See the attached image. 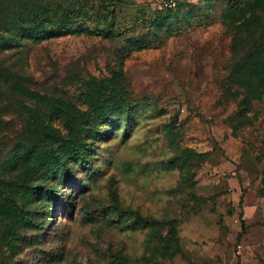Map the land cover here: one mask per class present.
Returning <instances> with one entry per match:
<instances>
[{
	"label": "rangeland",
	"instance_id": "1",
	"mask_svg": "<svg viewBox=\"0 0 264 264\" xmlns=\"http://www.w3.org/2000/svg\"><path fill=\"white\" fill-rule=\"evenodd\" d=\"M94 5L0 50V264H264V0Z\"/></svg>",
	"mask_w": 264,
	"mask_h": 264
},
{
	"label": "trees",
	"instance_id": "2",
	"mask_svg": "<svg viewBox=\"0 0 264 264\" xmlns=\"http://www.w3.org/2000/svg\"><path fill=\"white\" fill-rule=\"evenodd\" d=\"M106 1L0 0V50L18 45L23 39L39 43L43 40L72 34L113 37L115 35L114 21L111 17H108L107 21V16L95 13L97 6L94 3L104 7ZM185 2L187 1L182 4ZM260 75L261 73L254 80L264 85V76L262 78ZM33 126L37 136L43 138L52 136V132L38 117L35 118ZM0 184H10V182L0 181Z\"/></svg>",
	"mask_w": 264,
	"mask_h": 264
},
{
	"label": "built area",
	"instance_id": "3",
	"mask_svg": "<svg viewBox=\"0 0 264 264\" xmlns=\"http://www.w3.org/2000/svg\"><path fill=\"white\" fill-rule=\"evenodd\" d=\"M184 1L189 0H148L151 6L158 11L174 10Z\"/></svg>",
	"mask_w": 264,
	"mask_h": 264
}]
</instances>
